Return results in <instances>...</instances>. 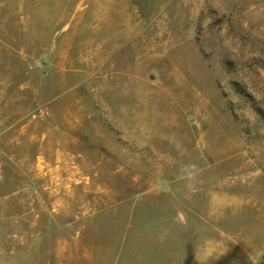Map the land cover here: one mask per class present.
Wrapping results in <instances>:
<instances>
[{"label": "rangeland", "instance_id": "rangeland-1", "mask_svg": "<svg viewBox=\"0 0 264 264\" xmlns=\"http://www.w3.org/2000/svg\"><path fill=\"white\" fill-rule=\"evenodd\" d=\"M0 264H264V0H0Z\"/></svg>", "mask_w": 264, "mask_h": 264}]
</instances>
